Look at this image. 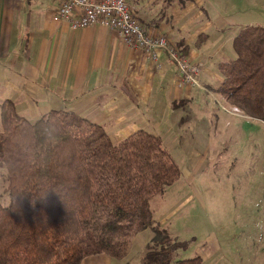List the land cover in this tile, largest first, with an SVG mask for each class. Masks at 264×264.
I'll use <instances>...</instances> for the list:
<instances>
[{"label": "trees", "instance_id": "obj_1", "mask_svg": "<svg viewBox=\"0 0 264 264\" xmlns=\"http://www.w3.org/2000/svg\"><path fill=\"white\" fill-rule=\"evenodd\" d=\"M232 49L214 92L264 124V25L240 28ZM0 126L8 194L7 204L0 200V264H82L100 254L124 260L150 229L155 248L145 247L142 264H204L201 256L174 260L195 237L172 238L153 217L150 201L181 175L157 134L140 129L116 144L85 117L50 111L30 120L11 99L0 105Z\"/></svg>", "mask_w": 264, "mask_h": 264}, {"label": "crops", "instance_id": "obj_2", "mask_svg": "<svg viewBox=\"0 0 264 264\" xmlns=\"http://www.w3.org/2000/svg\"><path fill=\"white\" fill-rule=\"evenodd\" d=\"M126 1L149 34L166 35L176 45L180 41L176 36L192 32L194 26L222 28L221 23L215 25V16L203 20L204 0ZM207 3L208 11L219 2ZM55 5L56 0H0V99H11L19 114L35 120L50 111L72 112L101 125L116 144L140 129L161 140L171 132L181 148L183 137L177 134L181 116L176 114L182 107L202 110V100L203 111L220 109L214 93L223 81L218 65L235 54L212 49V36L198 47V38L208 34L196 31L197 39L193 34L182 45L186 59L199 69L198 85H193L167 52L153 59L143 50L128 48L116 30L101 25L71 30L66 22L53 20ZM220 52L229 59L218 62ZM225 107L232 109L226 103ZM126 259L100 254L82 264H124Z\"/></svg>", "mask_w": 264, "mask_h": 264}, {"label": "rangeland", "instance_id": "obj_3", "mask_svg": "<svg viewBox=\"0 0 264 264\" xmlns=\"http://www.w3.org/2000/svg\"><path fill=\"white\" fill-rule=\"evenodd\" d=\"M208 1L204 0L207 6L202 7L203 20L215 16V25L221 23L222 28L208 30L194 26L192 32L176 36L179 44L184 45L193 34L196 38V33L202 30L212 36L209 42L212 49L233 53L232 39L240 28L264 25V0H213L219 2L218 7L213 4L215 9L207 11ZM162 9L168 15L166 7ZM167 38L175 49L174 39ZM180 52L179 58L187 60ZM220 55L221 52L218 62L229 59ZM215 96L221 110L215 107L214 113L203 111L202 100L199 102L202 110L178 104L182 109L176 114L181 116L176 119L180 122L177 134L183 137L180 140L184 144L180 148L181 143L171 132L168 137L163 136L162 144L179 165L181 175L164 194L150 201V207L156 223L172 232V236L168 234L170 237L178 240L195 237L189 248L176 252L174 260L201 256L204 264H264V124L249 121L243 113L232 110L236 108L231 105L232 109L226 108L222 97L217 93ZM2 102L0 99V105ZM195 147L199 148L198 153L190 152ZM6 175V170L0 167L3 204L8 203ZM154 235L151 229L137 235L124 264H142L145 247L155 248Z\"/></svg>", "mask_w": 264, "mask_h": 264}, {"label": "built area", "instance_id": "obj_4", "mask_svg": "<svg viewBox=\"0 0 264 264\" xmlns=\"http://www.w3.org/2000/svg\"><path fill=\"white\" fill-rule=\"evenodd\" d=\"M53 20L66 22L74 31L92 25L114 29L128 48L143 50L153 59L160 52H167L178 65L185 81L198 85V67L179 58L177 49L165 36L149 34L126 0H56Z\"/></svg>", "mask_w": 264, "mask_h": 264}]
</instances>
